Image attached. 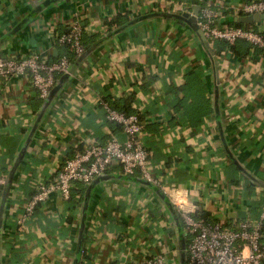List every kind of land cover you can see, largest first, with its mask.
Segmentation results:
<instances>
[{
	"label": "crops",
	"instance_id": "obj_1",
	"mask_svg": "<svg viewBox=\"0 0 264 264\" xmlns=\"http://www.w3.org/2000/svg\"><path fill=\"white\" fill-rule=\"evenodd\" d=\"M201 1L221 11L216 22L225 26L254 0ZM175 3L0 0V58L59 57L56 37L75 20L102 41L73 63L32 135L47 100L28 75L0 79V172L8 180L14 171L4 207L5 186L0 189L1 264H139L147 253L163 254L169 264H187L188 236L177 208L158 187L140 174L125 175L120 165L93 188L75 185L69 200L52 195L31 219L20 222L35 182H53L65 156L85 144L106 143L112 134L125 139L123 130L105 118L100 102L108 98L132 100L131 107L145 118L142 141L151 153L150 170L166 187L186 190L189 204L215 219L259 218L264 207V191L258 192L264 189V56L217 54L189 24L178 25L172 17L155 16L106 38V22L118 15L130 22L174 13ZM254 23L264 27V20ZM194 71L203 78L213 109L198 124L180 122L171 100L185 98L180 87Z\"/></svg>",
	"mask_w": 264,
	"mask_h": 264
},
{
	"label": "built area",
	"instance_id": "obj_2",
	"mask_svg": "<svg viewBox=\"0 0 264 264\" xmlns=\"http://www.w3.org/2000/svg\"><path fill=\"white\" fill-rule=\"evenodd\" d=\"M241 15L264 13V0L244 3ZM173 12L194 14V8L186 2H176ZM216 11L206 6L196 16V22L211 46L216 41L231 44L246 40L254 48L264 49V36L252 28L232 25L218 26ZM84 27L75 20L69 32L59 34L60 45L69 44L78 59L86 52L83 43ZM73 61L67 55L56 61L40 54L20 57L0 58V79L13 75L30 76L33 87L42 99L47 100L58 83L60 75H71ZM105 118L122 127L124 140L112 134L106 143H89L79 146L71 156H65L59 165L56 178L51 183L36 181L31 199L25 204V213L20 219L25 224L31 219L40 203L47 202L52 195L59 194L63 199L71 198L72 190L78 181L90 184L97 177L104 175L114 165H120L125 175L140 174L147 182L155 185L170 199L182 218L188 236L187 264H263L264 261V207L259 218L248 214L245 218L228 221L226 218L206 220L197 215L203 210L198 204H189L186 190L177 186L166 187L162 180L150 170V151L144 146L145 121L138 114H127L112 108L101 100ZM7 183L4 173L0 172V189ZM264 189L258 190L262 192ZM185 201V203H180ZM139 264H169L163 254L147 253Z\"/></svg>",
	"mask_w": 264,
	"mask_h": 264
},
{
	"label": "trees",
	"instance_id": "obj_3",
	"mask_svg": "<svg viewBox=\"0 0 264 264\" xmlns=\"http://www.w3.org/2000/svg\"><path fill=\"white\" fill-rule=\"evenodd\" d=\"M174 2H186L188 3V5L190 6V10L194 8L195 5H201L204 6L205 3H203V1L201 0H173ZM206 7V6H204ZM204 7H201V9H203ZM215 9V8H214ZM216 12L219 13V9H215ZM228 11H224L223 14H227ZM236 13V11H235ZM240 14H242V12H239ZM221 14V11H220ZM220 17V15H218ZM216 15V21H217V17ZM130 19H128L126 16L123 15H118L117 17H115L114 19L107 21L106 22V26H108V31L107 33L112 35L116 30H118L119 28L125 27L126 24L129 22ZM177 24L178 25H186L187 23L183 20H177ZM230 25L232 26H236V27H247V28H252L255 31L261 33L264 36V27L262 29H258L255 26V23H241V22H236L233 21L230 23ZM84 27V26H83ZM70 29H66L64 33L69 32ZM99 34H88L86 32V29L84 27V36H83V43L86 47V51L91 49V48H95L97 47L101 42H100V38ZM213 48L215 50V52L217 54H219L221 51H223L222 53L226 54L229 52L235 53L236 55H248L250 54L251 56L253 54H259L261 53L264 56V49L261 48H254V45L246 40H238L236 41V43L231 44L227 41H216L213 44ZM59 49L61 51V54L59 57H55L53 55H50V61H56L58 60L61 56L63 55H67L68 57H70L74 62H78L79 59H77L75 57V54L73 53V51H71L69 44L66 45H60L59 44ZM249 55V56H250ZM188 83H186V85L184 87H180L181 91L184 92L185 94V98H181L180 100H178L175 96V98L173 97L171 100L173 102L174 107H176V109L179 112V117L178 120L180 122H183L186 120H190L191 122H193L194 124H198L201 122L203 116L207 113H210L213 111L211 104H210V100L206 97V95L204 94L206 92V86H203L202 82H203V78L199 77V73H196L195 71L193 72V74H189L188 75ZM201 91L203 92V95L201 93ZM131 101L132 100H113L111 98L106 99V102L109 103V105L118 110V111H122L125 112L127 114H132V113H136L139 115V117L144 120L145 118H143L142 115H140L137 111H135L132 107H131ZM209 105V106H208ZM205 108V109H204ZM145 121V120H144ZM112 124H114V127L116 126V129H122V127L113 122ZM146 129V122H145V128L144 131ZM69 156V155H68ZM71 156V155H70ZM77 187H82L88 184H84L80 181H78L76 183ZM75 188V187H74ZM73 188V189H74ZM197 215L206 219V220H216L213 217H210V215L205 212L204 210H200L197 212ZM182 219V218H181ZM183 222V221H182ZM83 258L85 259V261L88 262V260L90 259L89 255H87L84 251V253L82 254ZM264 264V261H263Z\"/></svg>",
	"mask_w": 264,
	"mask_h": 264
},
{
	"label": "water",
	"instance_id": "obj_4",
	"mask_svg": "<svg viewBox=\"0 0 264 264\" xmlns=\"http://www.w3.org/2000/svg\"><path fill=\"white\" fill-rule=\"evenodd\" d=\"M199 13H200V7H199V5H195L194 6V14L193 15H191L189 12H185L183 14H177V13H151V14H147V15H142V16L134 19V20H131L125 27L119 28L112 35H109L106 38L111 37L114 34H118V33L122 32L124 29H127L131 25H134V24H136V23H138L140 21H143V20L155 17V16H163V17H172V18H176L178 20L185 21L187 24H189L196 31L197 35L200 36V38L204 42V45L206 47H210V42L207 40V38L205 37L204 33L201 31V29L199 28V26H198V24L196 22V16H199ZM261 20H264V13H255V14H250V15H241V16H238V17L235 18L236 22L247 23V24L254 23V22H260ZM89 52L90 51L85 52L84 55H82L80 58H78L79 59L78 62H80L83 58H86L87 55L89 54ZM213 60H214L215 66L217 67V57L214 56ZM72 70L73 69H71V72H72ZM68 77H69V75H66L65 78L62 81H60L58 83V85H56V87H54V89L50 93V95H49V97H48V99H47V101H46V103L44 105V108L42 109V112L39 115V117H38V119H37V121L35 123V127L33 128L32 132H31V135L35 132L36 128L38 127V125L42 121V118H43V116L45 114L46 109L50 106V104L52 103L54 98L58 95V92L61 90L64 81ZM216 110H218V108ZM24 150L25 149H23V151L21 152V154L19 156L20 160L23 157ZM13 177H14V171L11 172V174H10L8 180H7V183L5 185V198H4L3 207L5 205V202H6V199H7V193L9 191L10 187H11V184H12V181H13ZM106 179H107L106 175H101V176L97 177L96 179H94V181H92L89 184V189L93 188V186L95 184L99 183L100 181L106 180ZM143 181L146 182L147 184L152 185L151 183L147 182L145 179H143ZM161 197L163 199H166L165 195L162 194V193H161ZM2 217H3V210L1 211V214H0V238H1V228H2ZM182 262L183 263L185 262L184 258L182 259ZM0 264H1V258H0Z\"/></svg>",
	"mask_w": 264,
	"mask_h": 264
},
{
	"label": "clouds",
	"instance_id": "obj_5",
	"mask_svg": "<svg viewBox=\"0 0 264 264\" xmlns=\"http://www.w3.org/2000/svg\"><path fill=\"white\" fill-rule=\"evenodd\" d=\"M180 203H185V201H180Z\"/></svg>",
	"mask_w": 264,
	"mask_h": 264
},
{
	"label": "rangeland",
	"instance_id": "obj_6",
	"mask_svg": "<svg viewBox=\"0 0 264 264\" xmlns=\"http://www.w3.org/2000/svg\"><path fill=\"white\" fill-rule=\"evenodd\" d=\"M206 89H208L207 86H206Z\"/></svg>",
	"mask_w": 264,
	"mask_h": 264
}]
</instances>
